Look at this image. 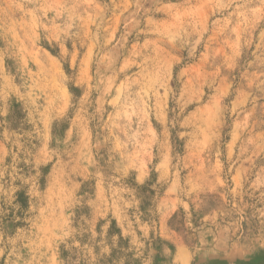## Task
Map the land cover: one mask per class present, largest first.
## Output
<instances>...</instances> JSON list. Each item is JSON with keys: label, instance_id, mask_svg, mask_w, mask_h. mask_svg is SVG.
Returning <instances> with one entry per match:
<instances>
[{"label": "rangeland", "instance_id": "rangeland-1", "mask_svg": "<svg viewBox=\"0 0 264 264\" xmlns=\"http://www.w3.org/2000/svg\"><path fill=\"white\" fill-rule=\"evenodd\" d=\"M0 264H264V0H0Z\"/></svg>", "mask_w": 264, "mask_h": 264}, {"label": "trees", "instance_id": "trees-1", "mask_svg": "<svg viewBox=\"0 0 264 264\" xmlns=\"http://www.w3.org/2000/svg\"><path fill=\"white\" fill-rule=\"evenodd\" d=\"M71 93L74 95V96H77V94L79 93V89L76 88V87H71ZM24 193H20L19 194V199L20 201H26V198L24 197Z\"/></svg>", "mask_w": 264, "mask_h": 264}]
</instances>
